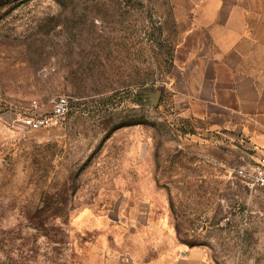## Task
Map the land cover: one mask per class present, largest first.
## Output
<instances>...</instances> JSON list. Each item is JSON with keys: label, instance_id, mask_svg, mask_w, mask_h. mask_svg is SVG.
<instances>
[{"label": "rangeland", "instance_id": "rangeland-1", "mask_svg": "<svg viewBox=\"0 0 264 264\" xmlns=\"http://www.w3.org/2000/svg\"><path fill=\"white\" fill-rule=\"evenodd\" d=\"M170 0H0V264H264L262 147L182 117ZM161 90L158 99L157 91ZM65 96L60 125L31 130Z\"/></svg>", "mask_w": 264, "mask_h": 264}, {"label": "crops", "instance_id": "crops-1", "mask_svg": "<svg viewBox=\"0 0 264 264\" xmlns=\"http://www.w3.org/2000/svg\"><path fill=\"white\" fill-rule=\"evenodd\" d=\"M177 40L170 89L179 114L264 148V0H170ZM164 264H208L202 247Z\"/></svg>", "mask_w": 264, "mask_h": 264}, {"label": "built area", "instance_id": "built-area-1", "mask_svg": "<svg viewBox=\"0 0 264 264\" xmlns=\"http://www.w3.org/2000/svg\"><path fill=\"white\" fill-rule=\"evenodd\" d=\"M69 110L68 98L61 96L54 101L51 111L48 114L24 115L22 123L31 130L57 126L64 122ZM233 172L248 184L264 189V148L255 151L252 159L235 168Z\"/></svg>", "mask_w": 264, "mask_h": 264}, {"label": "water", "instance_id": "water-1", "mask_svg": "<svg viewBox=\"0 0 264 264\" xmlns=\"http://www.w3.org/2000/svg\"><path fill=\"white\" fill-rule=\"evenodd\" d=\"M160 92H161V90L157 91L156 99H158Z\"/></svg>", "mask_w": 264, "mask_h": 264}]
</instances>
